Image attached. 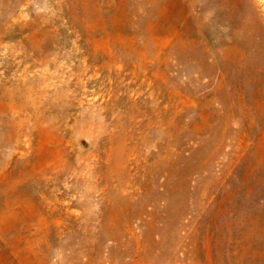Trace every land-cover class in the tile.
Masks as SVG:
<instances>
[{
    "label": "rangeland",
    "instance_id": "rangeland-1",
    "mask_svg": "<svg viewBox=\"0 0 264 264\" xmlns=\"http://www.w3.org/2000/svg\"><path fill=\"white\" fill-rule=\"evenodd\" d=\"M0 264H264V0H0Z\"/></svg>",
    "mask_w": 264,
    "mask_h": 264
}]
</instances>
